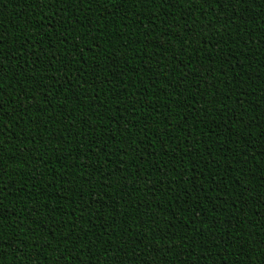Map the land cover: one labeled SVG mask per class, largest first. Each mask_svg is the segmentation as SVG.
Masks as SVG:
<instances>
[{
    "label": "trees",
    "instance_id": "trees-1",
    "mask_svg": "<svg viewBox=\"0 0 264 264\" xmlns=\"http://www.w3.org/2000/svg\"><path fill=\"white\" fill-rule=\"evenodd\" d=\"M0 35V264H264V0H2Z\"/></svg>",
    "mask_w": 264,
    "mask_h": 264
},
{
    "label": "snow or ice",
    "instance_id": "snow-or-ice-1",
    "mask_svg": "<svg viewBox=\"0 0 264 264\" xmlns=\"http://www.w3.org/2000/svg\"><path fill=\"white\" fill-rule=\"evenodd\" d=\"M0 2H2V0H0ZM43 2H44V3H48L49 0H43ZM179 2L183 3V0H179ZM189 6H190V5H189ZM217 6H218L217 3H214V4H213V7H214V8L217 7ZM4 39H5V37H4L3 35H0V47H2V42H3ZM28 51L31 52L32 50L29 49ZM0 100H3V94H2V93H0ZM0 110H3V109H2V106H0ZM2 119H3V117H0V120H2ZM262 195H264V194H262ZM2 215H3V213H0V216H2ZM197 218H199V219L202 220V218H200V217H197ZM173 224H175V221H173ZM173 243H175V241H173ZM121 247H123V245H121ZM260 247H261L262 249H264V238H261V241H260Z\"/></svg>",
    "mask_w": 264,
    "mask_h": 264
}]
</instances>
